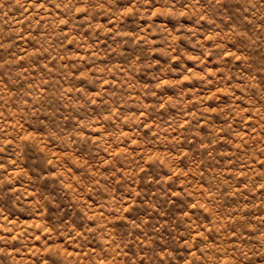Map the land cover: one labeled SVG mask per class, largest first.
Here are the masks:
<instances>
[{
    "label": "rangeland",
    "instance_id": "rangeland-1",
    "mask_svg": "<svg viewBox=\"0 0 264 264\" xmlns=\"http://www.w3.org/2000/svg\"><path fill=\"white\" fill-rule=\"evenodd\" d=\"M0 264H264V0H0Z\"/></svg>",
    "mask_w": 264,
    "mask_h": 264
}]
</instances>
